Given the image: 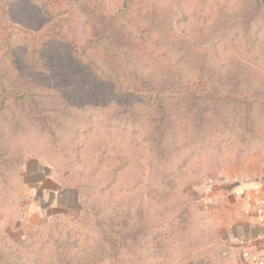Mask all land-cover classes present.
<instances>
[{"label":"rangeland","instance_id":"rangeland-1","mask_svg":"<svg viewBox=\"0 0 264 264\" xmlns=\"http://www.w3.org/2000/svg\"><path fill=\"white\" fill-rule=\"evenodd\" d=\"M47 4L0 0V264H234L213 207L264 178V0Z\"/></svg>","mask_w":264,"mask_h":264},{"label":"crops","instance_id":"crops-1","mask_svg":"<svg viewBox=\"0 0 264 264\" xmlns=\"http://www.w3.org/2000/svg\"><path fill=\"white\" fill-rule=\"evenodd\" d=\"M228 192L213 207L223 242L234 248V264H264V178Z\"/></svg>","mask_w":264,"mask_h":264},{"label":"trees","instance_id":"trees-1","mask_svg":"<svg viewBox=\"0 0 264 264\" xmlns=\"http://www.w3.org/2000/svg\"><path fill=\"white\" fill-rule=\"evenodd\" d=\"M48 2H49V0H46V4ZM65 2H67V0H51V5H48V4L47 5L50 7L51 10L53 9V11L55 9H57V11H59V13H66L69 10H63V12L61 10L62 9L61 6ZM76 2H77V0H76ZM57 4H59L60 6L56 8V5ZM43 9H45L44 12H42ZM32 11L34 12V13H32V15L38 16V17H40L42 19H46V20H49L50 19L49 18V15H51V13L48 12L49 10L46 8V5L43 8H40V9L38 8L37 10L33 9ZM50 17H52V16H50ZM6 47H8V48H6V52H5L6 57L9 59V61L14 66H19L20 65V60H19L20 58L18 56V52L12 50L11 47H9L8 45H6ZM34 51H36L35 48H34ZM49 53H51V52H49ZM61 53H62L61 51H59V50L57 51V55L58 54L61 55ZM139 95L144 97L145 94H139Z\"/></svg>","mask_w":264,"mask_h":264},{"label":"built area","instance_id":"built-area-1","mask_svg":"<svg viewBox=\"0 0 264 264\" xmlns=\"http://www.w3.org/2000/svg\"><path fill=\"white\" fill-rule=\"evenodd\" d=\"M263 260H264V257H263Z\"/></svg>","mask_w":264,"mask_h":264}]
</instances>
